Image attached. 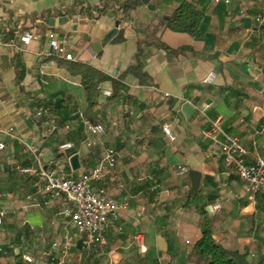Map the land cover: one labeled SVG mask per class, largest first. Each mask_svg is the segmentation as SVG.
Returning <instances> with one entry per match:
<instances>
[{
    "label": "crops",
    "instance_id": "obj_1",
    "mask_svg": "<svg viewBox=\"0 0 264 264\" xmlns=\"http://www.w3.org/2000/svg\"><path fill=\"white\" fill-rule=\"evenodd\" d=\"M103 1L0 0V248L6 251L0 262L15 264V256L27 253L30 264H51L46 252L65 235V198L43 192L28 147L41 152L44 168L62 167L74 177L95 167L106 148L116 152L114 170L94 185L127 202L116 221L121 231L107 233L104 253L81 251L72 235L63 264H193L200 216L186 198L194 187L220 203L212 214L217 242L255 255L264 251V195L245 191L205 135L220 119L244 147L247 163L264 159V0H189L203 11L198 36L166 27L175 0H148L122 18L117 5L99 13ZM18 30L32 32L27 45ZM51 38L73 59L55 54ZM142 40L150 42L143 46L146 82L123 75ZM154 40L183 50L167 51ZM68 62L104 75L93 93ZM210 72L213 79L204 82ZM114 79L126 87L117 95ZM185 103L193 110L189 117ZM38 109L46 114L35 120ZM87 122L101 124L104 135L87 132ZM63 142L74 147L61 151ZM178 165L186 172L177 174ZM46 199L42 207L31 205ZM166 231L174 239L172 256Z\"/></svg>",
    "mask_w": 264,
    "mask_h": 264
},
{
    "label": "built area",
    "instance_id": "obj_2",
    "mask_svg": "<svg viewBox=\"0 0 264 264\" xmlns=\"http://www.w3.org/2000/svg\"><path fill=\"white\" fill-rule=\"evenodd\" d=\"M258 22L261 17H256ZM19 41L27 45L32 39V32L29 30H18ZM50 46L55 54L65 59L71 60L73 56L66 52L63 43L55 38L50 39ZM214 73L210 72L204 82H210ZM167 95V94H164ZM46 114V109H38L33 113L35 120H39ZM163 132L169 139H173L167 125H163ZM86 130L91 134L102 136L105 128L101 124L86 123ZM206 137L210 139L211 153L223 155L231 164L235 175L243 181L245 191L249 194L260 193L264 195V159L257 158L254 163H247L244 159L245 149L232 134L223 131L220 119L210 123L205 131ZM89 145L90 143L87 142ZM5 147L0 141V151ZM71 142H63L58 145L59 150L67 151L73 148ZM32 153L37 169H33L42 180V190L50 198L64 196L65 205L60 214L65 218L63 229L65 235L61 240H54L50 244V250L46 252L51 264H63L70 253L73 245L71 236L79 238L81 250L91 252L98 251L104 253V246L107 243V233L111 229L121 231L116 225L119 220L121 210H126V201L117 202L103 187L95 186L94 183L101 180L105 175L112 172L116 163V152L113 148H106L99 163L92 169L82 173L78 177L68 174L62 167L44 168L41 163V152L37 148L28 147ZM27 171V169H23ZM177 174L186 172V167L178 165ZM48 200L31 205L42 207ZM206 209L212 214L220 209V203L215 201L206 205ZM3 212H0V223ZM54 250H58V255H54ZM6 251L0 248V255H5ZM23 263L30 264L33 258L30 254L21 255ZM104 264H113L108 260Z\"/></svg>",
    "mask_w": 264,
    "mask_h": 264
},
{
    "label": "trees",
    "instance_id": "obj_3",
    "mask_svg": "<svg viewBox=\"0 0 264 264\" xmlns=\"http://www.w3.org/2000/svg\"><path fill=\"white\" fill-rule=\"evenodd\" d=\"M147 1L148 0H122L119 2L117 0H104L96 10L101 13L108 8H114L115 5H117V10L121 13V16L119 17L122 18L126 17L128 9L134 8L140 3ZM175 2L176 6L167 16L166 27L172 31L185 32L192 36H198V24L202 17V9L194 7L189 0H175ZM137 43L135 62L128 66L123 75L130 73L140 82H146L148 76L143 70V46L150 42L142 40ZM151 43L170 52L183 50V48L171 49L158 40H154ZM67 64L71 70H74L81 75V83L90 93H93L97 85L104 79V75L89 64L79 62H68ZM125 88V85L119 79L112 80V94H120ZM211 202L209 195L201 194L195 187L190 190L186 198V204L193 207L200 216V236L190 252V261L193 264H264V251H260L255 255L246 250L226 247L214 239L213 213L211 214L206 209V205ZM166 238L168 241L167 251L172 256L175 254V249H173L174 239L172 234L168 231H166ZM78 247L80 248V244ZM81 251L92 253L88 250ZM15 259V264H23L19 256H15ZM0 264L4 263L0 262Z\"/></svg>",
    "mask_w": 264,
    "mask_h": 264
},
{
    "label": "water",
    "instance_id": "obj_4",
    "mask_svg": "<svg viewBox=\"0 0 264 264\" xmlns=\"http://www.w3.org/2000/svg\"><path fill=\"white\" fill-rule=\"evenodd\" d=\"M183 111L185 112V114L189 117L193 110H192V107L189 103H185L184 106H183ZM70 163L72 165V167H75L76 165H78L77 163V156L74 155L70 158Z\"/></svg>",
    "mask_w": 264,
    "mask_h": 264
}]
</instances>
